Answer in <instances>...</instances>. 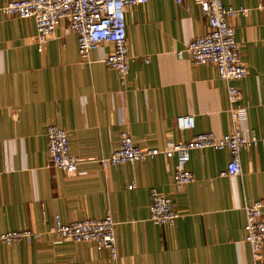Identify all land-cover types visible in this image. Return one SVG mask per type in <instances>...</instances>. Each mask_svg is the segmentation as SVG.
I'll return each mask as SVG.
<instances>
[{
  "label": "crops",
  "instance_id": "obj_1",
  "mask_svg": "<svg viewBox=\"0 0 264 264\" xmlns=\"http://www.w3.org/2000/svg\"><path fill=\"white\" fill-rule=\"evenodd\" d=\"M8 1L0 0V233L29 229L41 236L0 245V264H264V244L256 262L243 239L244 205L264 198V0H221L247 9L230 19L247 69L235 81L246 110L237 127L256 142L240 151L235 176L220 174L227 149L191 150L193 180L183 186L173 182L175 157L107 167L99 160L123 134L141 147L164 148L198 132L232 129L216 66L191 62L185 51L208 29L199 5L147 0L126 8L130 60L121 76L104 62L107 43L81 58L66 21L38 51L34 20L4 13ZM185 115L193 117L192 129L178 128L176 118ZM50 124L66 132L70 153L80 158L76 173L50 163ZM151 188L172 198V224L149 220ZM106 213L115 222L114 259L92 241L46 233L55 216L67 223Z\"/></svg>",
  "mask_w": 264,
  "mask_h": 264
},
{
  "label": "built area",
  "instance_id": "obj_2",
  "mask_svg": "<svg viewBox=\"0 0 264 264\" xmlns=\"http://www.w3.org/2000/svg\"><path fill=\"white\" fill-rule=\"evenodd\" d=\"M147 0H9L1 9L8 15L32 18L35 23L37 50L42 51L47 40L56 32L62 21L67 29L77 37L78 53L86 59L91 49L109 44L111 51L106 55L105 64L115 69L121 76L128 72L129 50L125 29V9L145 3ZM181 4L183 0H174ZM207 18V32L190 40L185 48L188 60L194 63H212L218 76L226 84L228 112L232 129L221 136L213 132H198L188 140L169 141L164 148L141 147L129 134H123L119 146L109 156L100 158L103 167L110 165L143 161L157 156L166 159L175 157L173 182L183 186L193 180V173L187 162L190 151L201 148L216 150L227 149L230 159L223 176L240 174V151L256 142V137L242 134L237 123L244 121L246 110L240 106L241 92L235 84L246 72V66L239 54L234 27L230 19L247 11L246 8L224 6L221 0H194ZM264 8V5L261 6ZM184 50L177 55L183 58ZM179 129H192L194 120L191 115L176 118ZM45 136L50 163L68 174L77 172L80 158L72 155L66 132L56 125L46 127ZM133 184H128L131 189ZM149 220L154 224H172L178 217L174 202L170 196L149 190ZM245 224L243 239L248 243L254 261L261 258V246L264 244V198L244 205ZM115 222L109 213L99 218H83L64 223L55 216L53 225L47 234L74 242L92 241L97 250L106 249L111 258H116ZM41 236L39 231L21 229L0 233V245L11 244L19 240L31 242Z\"/></svg>",
  "mask_w": 264,
  "mask_h": 264
}]
</instances>
